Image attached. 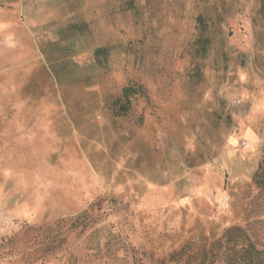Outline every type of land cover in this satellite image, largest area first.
Instances as JSON below:
<instances>
[{
  "label": "rangeland",
  "instance_id": "1",
  "mask_svg": "<svg viewBox=\"0 0 264 264\" xmlns=\"http://www.w3.org/2000/svg\"><path fill=\"white\" fill-rule=\"evenodd\" d=\"M128 83L144 92L120 115ZM263 159L258 0H0V264L264 239Z\"/></svg>",
  "mask_w": 264,
  "mask_h": 264
},
{
  "label": "trees",
  "instance_id": "2",
  "mask_svg": "<svg viewBox=\"0 0 264 264\" xmlns=\"http://www.w3.org/2000/svg\"><path fill=\"white\" fill-rule=\"evenodd\" d=\"M259 14L264 20V0H258ZM106 47H98L94 50L95 57L99 60L105 57ZM77 81L89 82V78L80 77ZM143 87L140 84L128 83L121 88L119 95L111 101V106L117 114L124 115L132 105V99L136 94H142ZM254 181L258 186L264 183V159L254 173ZM261 223V220H256ZM106 251L118 250L122 246L117 241L104 242ZM92 248L99 250L95 244ZM127 249L126 247L123 249ZM103 264H110L103 262ZM127 264H142L140 258L135 256ZM156 264H264V239L259 236L254 228V239L248 228L232 225L224 229L222 234L210 241H187L179 249L173 250L167 258L159 260Z\"/></svg>",
  "mask_w": 264,
  "mask_h": 264
}]
</instances>
